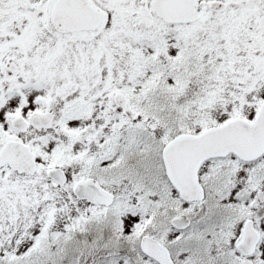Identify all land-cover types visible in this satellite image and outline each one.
<instances>
[{"label": "snow or ice", "instance_id": "obj_1", "mask_svg": "<svg viewBox=\"0 0 264 264\" xmlns=\"http://www.w3.org/2000/svg\"><path fill=\"white\" fill-rule=\"evenodd\" d=\"M0 264H264V0H0Z\"/></svg>", "mask_w": 264, "mask_h": 264}]
</instances>
